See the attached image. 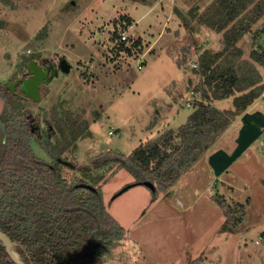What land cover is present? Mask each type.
Masks as SVG:
<instances>
[{
  "label": "rangeland",
  "instance_id": "obj_1",
  "mask_svg": "<svg viewBox=\"0 0 264 264\" xmlns=\"http://www.w3.org/2000/svg\"><path fill=\"white\" fill-rule=\"evenodd\" d=\"M214 1L0 0V82L5 85L26 77L27 58L56 70L52 79L39 84L37 101L22 96L18 85L14 88L13 103L33 120L34 154L52 161L41 143L61 151L58 164L68 181L86 180V168L90 175H102L96 186L102 189L108 212L126 230L125 242L114 254L130 256L132 262L189 264L194 259L187 250L198 236L204 243L195 258H200L199 264H264V130L218 177L207 162L217 149L233 150L241 115L171 192L157 195L160 200L155 205L147 187L127 186L134 177L121 161H106L97 169L92 163L103 151L129 155L149 140L169 132L175 135L194 105L205 100L199 68L214 56L221 68H232L239 77L259 75L256 87L261 90L264 68L251 53L263 17L236 43L240 54L232 48L224 51L222 32L200 23V16L207 14ZM122 22L131 53L118 52L107 32ZM60 58L70 64L67 73L57 68ZM138 62L141 70H136ZM232 99L205 101L223 111L233 108ZM2 108L0 98V114ZM246 112L264 114L260 96ZM56 116L67 123L71 120L70 127L78 129L74 149L58 139L53 125ZM173 143H178L176 137ZM173 192L186 199L189 207L171 204ZM211 195L245 205L238 231L220 232L224 216Z\"/></svg>",
  "mask_w": 264,
  "mask_h": 264
},
{
  "label": "trees",
  "instance_id": "obj_2",
  "mask_svg": "<svg viewBox=\"0 0 264 264\" xmlns=\"http://www.w3.org/2000/svg\"><path fill=\"white\" fill-rule=\"evenodd\" d=\"M263 15L264 0H215L207 14L200 16V23L222 32L224 51L232 48L240 54L236 43ZM120 46L125 48L123 44ZM125 50L131 53L130 49ZM216 58L200 65L205 86L202 98L223 100L233 97L232 109L221 111L205 100L200 101L175 135L169 132L149 140L135 147L129 155L103 151L92 158L93 167L101 168L106 161H121L122 167L134 177L127 186L147 187L152 200L160 192L169 190L264 89L262 85L261 90H257L259 75L239 77L232 68H221ZM251 58L264 68V50L259 39ZM28 61L29 58L26 66ZM236 92L239 94L235 95ZM12 96L0 82L3 101L0 114V231L11 240L18 259L24 264H102L106 261L143 264L132 262L130 256L122 258L114 254L118 245L125 242L126 230L108 212L102 189L96 186L102 175H90L86 168V180L68 181L58 164L61 151L54 152L45 143H41V147L48 151L52 161L37 157L31 146L35 133L33 120L29 114L18 111ZM53 125L60 141H66V146L74 143L79 131L70 127L73 125L71 120L67 123L56 116ZM48 132L53 134L52 129ZM174 137L178 139L177 144L173 143ZM148 184L153 187L149 188ZM210 198L224 216L220 232L238 231L245 218V205L228 203L219 195ZM199 261L197 258L189 264H199ZM0 264H14L1 242Z\"/></svg>",
  "mask_w": 264,
  "mask_h": 264
},
{
  "label": "water",
  "instance_id": "obj_3",
  "mask_svg": "<svg viewBox=\"0 0 264 264\" xmlns=\"http://www.w3.org/2000/svg\"><path fill=\"white\" fill-rule=\"evenodd\" d=\"M57 68L62 72H68L70 64L64 58H60L57 64ZM27 70L30 74L27 77L21 78L19 81L5 84L6 88L15 94L14 88L20 82V93L25 98H29L33 101H37L40 98L39 84L45 77V71L35 61L30 60L27 63ZM52 75L49 76L52 79ZM22 97L21 95H19ZM241 126L238 130L237 137L235 139V147L230 153H227L223 149H217L207 157L209 167L212 169L214 175L218 177L224 172L253 142H255L262 134L264 130V114L260 112L249 113L246 112L240 117ZM149 188L153 186L147 185ZM0 242L3 244L6 253L9 255L14 264H24L20 261L16 253L12 250V242L7 235L0 231ZM102 264H120L117 262L106 261Z\"/></svg>",
  "mask_w": 264,
  "mask_h": 264
},
{
  "label": "built area",
  "instance_id": "obj_4",
  "mask_svg": "<svg viewBox=\"0 0 264 264\" xmlns=\"http://www.w3.org/2000/svg\"><path fill=\"white\" fill-rule=\"evenodd\" d=\"M262 17H263L262 24L259 25L255 31L260 41L261 48L262 50H264V15ZM107 32H109V38H111L110 41L113 42V47L116 46L118 52H123V51L127 52L125 48L132 50V44L129 45L130 39L126 31V25L123 22L121 24L117 23L115 25H112ZM121 44H123L125 48H121L120 46ZM147 52L148 51H144L143 55L147 54ZM141 69H142V63L138 62L136 64V70H141ZM260 100L264 102V91L260 94ZM187 105L190 106L189 103H187Z\"/></svg>",
  "mask_w": 264,
  "mask_h": 264
},
{
  "label": "crops",
  "instance_id": "obj_5",
  "mask_svg": "<svg viewBox=\"0 0 264 264\" xmlns=\"http://www.w3.org/2000/svg\"><path fill=\"white\" fill-rule=\"evenodd\" d=\"M180 12H181V11H180ZM208 170H209V169H208ZM132 182H133V181H132ZM138 186H139V185H138ZM171 191H172V190H171V188H170L169 190H167V191H165V192H162V195H163V194H166V193H169V192H171ZM160 195H161V194L159 193V196H160ZM150 197H151V194H150ZM173 197H174V200H173ZM103 198H104V196H103ZM181 199H183V200H181ZM159 200H160V197H159V198H156L155 200H152V199H151V203L155 205L157 202H159ZM173 201H174V203L176 202V204H177V202H178L181 206H183V207H185V208L189 207L188 201H187L186 199L182 198V196H181L180 194L176 193V192H173V193H172V196L169 198V202H170L171 204L173 203ZM105 206H106V205H105ZM200 238H201V237L194 236V239L192 240V241H194V242L191 243L189 250H187V252H189L188 254L191 255V256H193L192 260L196 258V256H197V252L199 253V252L203 249L202 246H204V243L201 242L202 239H200ZM193 246H194L193 250H190L191 247H193ZM191 251H192V252H191ZM187 252H186V253H187ZM185 255H186V254H185ZM178 262H179V260H176V262H175L174 264H176V263H178Z\"/></svg>",
  "mask_w": 264,
  "mask_h": 264
},
{
  "label": "flooded vegetation",
  "instance_id": "obj_6",
  "mask_svg": "<svg viewBox=\"0 0 264 264\" xmlns=\"http://www.w3.org/2000/svg\"><path fill=\"white\" fill-rule=\"evenodd\" d=\"M42 68H43V70L45 71V77H44V79L41 81V82H43V81H45V80H47V79H49V76L51 75V73H53V74H55V67L53 66V65H51V64H47V65H42L41 66ZM30 74L28 73V75L27 76H29ZM26 76V77H27ZM21 78H18L17 80L19 81ZM18 87L20 88V86H21V83L19 82L18 84ZM19 88H18V90H19ZM23 98V97H22Z\"/></svg>",
  "mask_w": 264,
  "mask_h": 264
}]
</instances>
